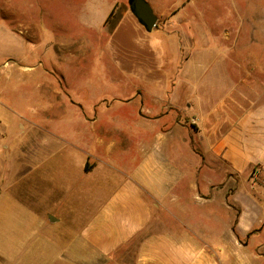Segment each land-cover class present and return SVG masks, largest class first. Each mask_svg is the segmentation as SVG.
<instances>
[{
    "label": "crops",
    "instance_id": "1",
    "mask_svg": "<svg viewBox=\"0 0 264 264\" xmlns=\"http://www.w3.org/2000/svg\"><path fill=\"white\" fill-rule=\"evenodd\" d=\"M93 2L77 1L89 20ZM109 13L108 5L96 29L105 28ZM6 28L3 47L27 42ZM212 51L197 47L175 76L154 70L152 90L119 109L121 123L109 117L102 125L112 105L97 104L90 119L71 96L54 91L90 132L87 141L76 134L43 142L28 124L16 129L18 121L7 127L0 121V154H12L16 141L21 175L32 166L46 181L52 163L63 177L55 185L54 217L0 204V264H264V63L252 55L203 58ZM41 65L11 49L0 64L1 91L45 74ZM112 66L126 73L130 64L114 59ZM105 129L120 139L109 140ZM11 175L0 174V198ZM11 214L16 222L2 225Z\"/></svg>",
    "mask_w": 264,
    "mask_h": 264
},
{
    "label": "rangeland",
    "instance_id": "2",
    "mask_svg": "<svg viewBox=\"0 0 264 264\" xmlns=\"http://www.w3.org/2000/svg\"><path fill=\"white\" fill-rule=\"evenodd\" d=\"M77 1L0 0V64L12 49L27 64L41 61L47 75L34 72L26 80L0 89V121L4 126L14 121L19 122L16 129L21 123L28 124L40 133L43 142H59L57 137L70 140L76 134L85 135L80 139L87 141L90 132L75 121L72 108L59 105L61 100L54 91L71 96L73 103L89 112L90 119L97 104L112 105L102 116V125L109 117L121 123L126 101L139 91L152 90L149 83L153 71L157 76L158 72L172 70L175 76L183 60L196 57L197 47L213 50L203 58L225 61L252 55V60L264 63V0H146L158 17L151 33L132 14L129 0H90L96 1L88 11L92 20ZM108 5L110 13L101 31L96 29L97 19ZM38 23L43 28L38 29ZM7 26L14 36L27 42L3 47ZM114 59L129 63L125 67L128 72H117L112 66ZM105 131L109 140L120 139L113 129ZM10 142L8 138L7 144ZM15 142L12 154H0V174L7 178L13 175L8 183L10 190L0 198V204H17L35 215L54 217L50 209L58 197L55 185L63 181L61 173L51 163L45 172L49 178L46 181L32 166L25 167L21 175L20 150ZM1 189L5 190V183L0 179ZM8 218L1 219L2 225L17 219L14 214Z\"/></svg>",
    "mask_w": 264,
    "mask_h": 264
},
{
    "label": "water",
    "instance_id": "3",
    "mask_svg": "<svg viewBox=\"0 0 264 264\" xmlns=\"http://www.w3.org/2000/svg\"><path fill=\"white\" fill-rule=\"evenodd\" d=\"M129 7L139 24L151 33L157 27L158 17L146 0H129Z\"/></svg>",
    "mask_w": 264,
    "mask_h": 264
}]
</instances>
